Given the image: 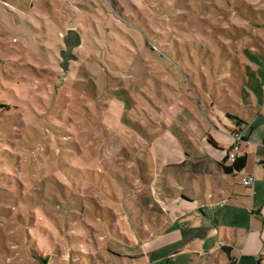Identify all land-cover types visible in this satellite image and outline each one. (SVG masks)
Returning a JSON list of instances; mask_svg holds the SVG:
<instances>
[{"label":"rangeland","instance_id":"obj_1","mask_svg":"<svg viewBox=\"0 0 264 264\" xmlns=\"http://www.w3.org/2000/svg\"><path fill=\"white\" fill-rule=\"evenodd\" d=\"M259 39L264 0H0V264H131L160 207L211 201L157 149L223 159L208 132L235 127Z\"/></svg>","mask_w":264,"mask_h":264},{"label":"crops","instance_id":"obj_2","mask_svg":"<svg viewBox=\"0 0 264 264\" xmlns=\"http://www.w3.org/2000/svg\"><path fill=\"white\" fill-rule=\"evenodd\" d=\"M257 41L264 49V41ZM251 71L253 83L244 88L243 112L237 115L235 127L226 129V133L208 132L219 149L228 150L234 142L231 134L245 131V140L240 144L244 151L238 154L247 155L245 168L225 174L219 164L223 159L198 160L191 151L183 153L178 148L164 155L161 148L157 149L168 166L216 178L213 193L209 194L211 201L204 196V204L199 205L193 193L183 196L172 215L160 207L167 216L158 219L157 232L148 233L147 243L139 252L117 256L131 264H264V69L257 66ZM173 141L177 142L175 138ZM250 148L254 149L251 157L246 152ZM259 158L262 162L257 163ZM247 175L254 176L252 187L243 184ZM221 242L227 246L221 247Z\"/></svg>","mask_w":264,"mask_h":264},{"label":"water","instance_id":"obj_3","mask_svg":"<svg viewBox=\"0 0 264 264\" xmlns=\"http://www.w3.org/2000/svg\"><path fill=\"white\" fill-rule=\"evenodd\" d=\"M83 38L81 32L77 28H69L66 33L63 34V48L60 50L59 67L61 69V75L59 79H64L70 72V65L73 61L79 60V55L75 52L77 48L81 47ZM70 264L72 258H70Z\"/></svg>","mask_w":264,"mask_h":264},{"label":"built area","instance_id":"obj_4","mask_svg":"<svg viewBox=\"0 0 264 264\" xmlns=\"http://www.w3.org/2000/svg\"><path fill=\"white\" fill-rule=\"evenodd\" d=\"M231 135L233 137L234 142H233L232 146L230 147L229 152L227 153V159H228L229 163L235 162L237 160V158L239 157L238 154H239V151L241 149L240 144L242 141L245 140L246 132L243 130H240V131L232 133ZM256 162L260 163V162H262V160L259 158L256 160ZM243 184L247 187H252L254 184V176L247 175L243 179ZM220 246L225 247L227 245L224 242H221Z\"/></svg>","mask_w":264,"mask_h":264},{"label":"trees","instance_id":"obj_5","mask_svg":"<svg viewBox=\"0 0 264 264\" xmlns=\"http://www.w3.org/2000/svg\"><path fill=\"white\" fill-rule=\"evenodd\" d=\"M208 142L212 144L214 147L218 148V144L214 141V139L211 136H208ZM230 148L227 150V153L229 152ZM227 153L226 156L223 158L222 161L219 162L223 172L225 174H235L237 172L242 171L246 164H247V155H243L237 158V160L233 163H230V165H227L229 163L227 159ZM229 254L230 250H226Z\"/></svg>","mask_w":264,"mask_h":264}]
</instances>
